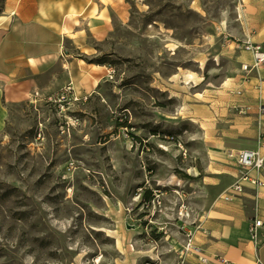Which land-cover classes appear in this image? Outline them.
Returning <instances> with one entry per match:
<instances>
[{
  "label": "rangeland",
  "instance_id": "obj_1",
  "mask_svg": "<svg viewBox=\"0 0 264 264\" xmlns=\"http://www.w3.org/2000/svg\"><path fill=\"white\" fill-rule=\"evenodd\" d=\"M262 3L120 0L105 17H67L68 26L83 21L63 49L103 79L78 101L58 102V92L7 107L0 264H179L182 250L195 255L184 249L192 182L206 169L209 137L231 136L255 112L239 102L237 80L257 69L243 70L251 59L238 60L234 43L241 26L255 32L264 22ZM232 138L228 146L252 148L251 137Z\"/></svg>",
  "mask_w": 264,
  "mask_h": 264
},
{
  "label": "crops",
  "instance_id": "obj_2",
  "mask_svg": "<svg viewBox=\"0 0 264 264\" xmlns=\"http://www.w3.org/2000/svg\"><path fill=\"white\" fill-rule=\"evenodd\" d=\"M119 7L120 0L3 1L0 10V130L5 126L7 107L11 104L40 101L41 97L56 95L67 84H71L73 95L78 97H85L98 88L103 79L102 70L73 58L63 49L67 41L75 39L74 34L81 32L83 21L79 19V24L68 26L66 18L105 17ZM260 13L263 20V3ZM88 20L84 22L87 24ZM254 27L255 32L249 26L240 27L242 32L238 33L236 47L249 40L264 51V22H257ZM238 53V60L246 54L251 62L245 64H252L249 52ZM237 81L243 87L239 102L255 103V107L251 106L255 112L249 117H240L238 129L231 131V136L209 137L206 169L203 174L196 170V179L192 182L196 184L192 197L198 199L193 209L195 214L185 222L195 224L187 229L191 230L190 244L200 253L197 257L182 250L177 255L179 264H264V166L261 170L249 171V176L257 180L256 185L240 179L242 191L228 196L238 177L234 163L236 153L257 149L264 156V137H259L264 133V111L257 108L264 107V65L247 80ZM232 137H251L252 148H241L245 144L228 146ZM255 219L260 220L262 226L257 229L253 242L249 227ZM178 240L184 242V236Z\"/></svg>",
  "mask_w": 264,
  "mask_h": 264
},
{
  "label": "built area",
  "instance_id": "obj_3",
  "mask_svg": "<svg viewBox=\"0 0 264 264\" xmlns=\"http://www.w3.org/2000/svg\"><path fill=\"white\" fill-rule=\"evenodd\" d=\"M240 49L243 51H247L252 56V64H242L243 70H248L255 68L257 69L260 66L264 65V51L262 50L261 46L259 44H254L250 42L249 40H244L241 42ZM73 95V89L71 84H67L61 88L59 91V96L57 98L58 102H62L63 100H66L69 97H72ZM74 101H78L77 98L72 97ZM234 163L237 169L238 177L236 178L235 182L231 186V192H228V196L233 195L234 192H240L242 191V186L239 183V180H245L251 184L256 185L257 180L255 178H252L249 176V171L251 170H261L264 166V156L259 154L258 150H241L236 153L234 156ZM184 208V206H182ZM262 226V223L260 220L255 219L253 222H251L249 231L251 240L253 242L256 241L257 237V229ZM185 251H190L195 253V256L199 257L198 254L200 253V250L196 248L195 246H192L190 244V241H188L186 247L184 248Z\"/></svg>",
  "mask_w": 264,
  "mask_h": 264
},
{
  "label": "trees",
  "instance_id": "obj_4",
  "mask_svg": "<svg viewBox=\"0 0 264 264\" xmlns=\"http://www.w3.org/2000/svg\"><path fill=\"white\" fill-rule=\"evenodd\" d=\"M3 1H4V0H3ZM1 5L3 6V2L1 3ZM2 6H1V7H2ZM99 64H101V63H99ZM132 139H133V140H136V138H135L134 136H132ZM144 199H148V197L145 196ZM149 199H150V198H149ZM149 199H148V200H149Z\"/></svg>",
  "mask_w": 264,
  "mask_h": 264
},
{
  "label": "bare ground",
  "instance_id": "obj_5",
  "mask_svg": "<svg viewBox=\"0 0 264 264\" xmlns=\"http://www.w3.org/2000/svg\"><path fill=\"white\" fill-rule=\"evenodd\" d=\"M197 173V171H195V174Z\"/></svg>",
  "mask_w": 264,
  "mask_h": 264
}]
</instances>
